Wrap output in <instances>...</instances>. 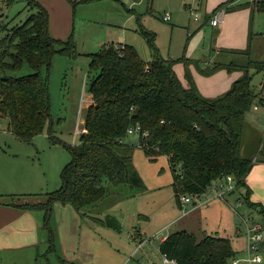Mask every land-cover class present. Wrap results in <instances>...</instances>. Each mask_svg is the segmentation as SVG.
Listing matches in <instances>:
<instances>
[{"label": "rangeland", "instance_id": "obj_1", "mask_svg": "<svg viewBox=\"0 0 264 264\" xmlns=\"http://www.w3.org/2000/svg\"><path fill=\"white\" fill-rule=\"evenodd\" d=\"M230 1H235V5L249 1V6L227 11L224 4ZM240 2L143 0L134 5L132 0H49L46 8L51 35L64 41L72 36L75 51L71 55L55 53L50 67L43 71V75L50 77V117L42 132L32 138H19L12 131L9 118L0 116V202L15 198H20L18 202H42L47 192L61 187L62 174L72 159L71 148L81 141L91 103V55L104 45L114 43L118 47L122 41L134 45L140 56L149 60L153 58V51L141 32L150 31L155 34L158 54L164 61L175 63L176 73L184 84H188L181 60L184 57L198 62L201 68L220 62L264 58V13L253 12L250 0ZM26 5V0H0V26L24 20L30 13ZM192 11L199 13L198 20L194 19ZM167 12L170 20L163 19ZM210 15H216L219 24L223 18L224 22L213 27L209 23ZM188 34L192 35L189 40ZM250 42L247 55L230 51L244 49ZM188 68L192 70L199 92L212 98L230 89L241 76L239 71L226 68L204 76L195 63ZM30 72L31 68L25 63L19 71L4 73L21 76ZM251 85L258 91L254 104L264 93V73H254ZM247 118L264 129L263 106L259 110L252 107ZM127 140L135 146L134 164L143 180V188L135 192L127 184L115 187L104 182L108 194L85 209L96 219L81 216L78 224L63 204L54 203L50 223L56 228L58 239L66 237L70 245L80 251L91 242L89 249L84 250L87 254L83 260L85 264H162L164 256L158 249L161 237L182 230L194 232L198 239L208 233L230 237L233 248L240 250L246 246L245 221L248 225L264 224V211L249 206L246 200L249 197L264 206V162H254L246 178L252 190L249 195L245 186H237L234 181V188L227 190L226 181L217 179L201 197L212 198L211 201L195 209L190 203L183 210L175 197L173 172L167 157L161 155L151 159L139 147L135 134ZM215 187L218 192L213 191ZM106 215L119 220L120 230L100 221H105ZM236 230L243 232L238 238ZM47 252L44 246L39 254L32 248L2 250L0 264L3 259L17 254H34L37 256L35 262L40 264H47V254L50 264H54L59 251ZM259 252L263 258L259 264H264V242Z\"/></svg>", "mask_w": 264, "mask_h": 264}, {"label": "trees", "instance_id": "obj_2", "mask_svg": "<svg viewBox=\"0 0 264 264\" xmlns=\"http://www.w3.org/2000/svg\"><path fill=\"white\" fill-rule=\"evenodd\" d=\"M26 1L30 13L24 20L0 26V116H7L14 134L23 139L42 132L50 117V77L43 71L50 67L55 53L71 55L75 51L72 36L66 41L51 36L48 10L36 0ZM250 4L253 12L264 13V0ZM141 34L153 51L152 59L142 58L131 44L120 49L109 43L91 55V103L81 141L71 148L72 159L62 174L61 187L47 192L42 202L10 203L44 213L48 252L57 248V233L50 223L54 203L69 204L80 216L94 218L85 209L108 194L104 182L115 187L127 184L135 192L143 188L134 164L135 146L127 140L128 128L136 124L149 133L139 135V147L153 160L167 157L180 205L181 195L203 194L214 180L227 175H232L237 186H245L247 195L252 191L246 178L254 161L240 159V143L243 123L258 95L251 80L254 73H264V58L201 68L184 57L185 86L175 63L158 54L155 34L144 30ZM250 45L230 51L247 55ZM25 63L32 72L21 76L4 73L19 71ZM193 63L204 76L222 68L239 71L241 76L230 89L209 98L195 84L188 68ZM256 162H264V144ZM246 200L249 206L264 211L261 202ZM159 250L176 264H231L240 254L230 237L206 234L198 239L186 230L169 234L159 243Z\"/></svg>", "mask_w": 264, "mask_h": 264}, {"label": "crops", "instance_id": "obj_3", "mask_svg": "<svg viewBox=\"0 0 264 264\" xmlns=\"http://www.w3.org/2000/svg\"><path fill=\"white\" fill-rule=\"evenodd\" d=\"M36 1L41 3L45 8L47 7V4L49 2V0H36ZM141 1H143V0H132V4H134V5L139 4V3H141ZM238 1L240 2L241 0H238ZM254 1L255 0H250V3L253 4ZM247 3H249V1L246 3L240 2V3L236 4L237 5L236 6L235 1H230V2H225L224 5L226 7L233 6V7H235L233 9H236V8H243L244 4H247ZM240 4L242 5V7H238ZM230 10H232V9H229L227 11H230ZM251 10H252V8H251ZM219 11H221V10H218V12ZM211 17H212V15H210V18ZM223 22H224V18H223V21L221 23H223ZM209 23L211 24L210 20H209ZM220 24L218 22V24L216 26H213V25L212 26L218 27ZM50 28H49V31H50ZM191 37H192V35L188 34L187 40H189ZM54 38L61 39L58 37H54ZM120 40H123V37H121ZM119 42L124 44L122 41H119ZM175 70H176V68H175ZM191 72H192V70H191ZM240 74H241V72H240ZM184 85L187 86V84H184ZM204 96L212 98L209 95H204ZM18 200H20V198H15L14 200L10 199L9 201L18 202ZM9 201L5 200V201L0 202V252L2 250L16 251V250L32 248L33 250L35 249V252L37 254H39L42 246H44L46 251H48L47 230L43 226L44 213L38 212V211L23 210L21 208L13 206L12 204H10L11 202H9ZM58 203L59 202H56V204H58ZM198 207H199V205H198ZM198 207H197V205L196 206L193 205L192 209H195ZM64 209L67 210V212L74 218V221L77 224H78V221L80 223L81 216L71 205H69V204L64 205ZM190 211H192V210H190ZM37 215H39L40 218H38ZM55 230H56V228H55ZM75 232H76V230H75ZM56 233H57V230H56ZM235 233H236L235 235L237 238L239 237V235H241L237 232V230ZM87 234H90L89 230H87ZM167 234L168 233L164 234L161 237L160 242L168 236ZM208 234H210V233H208ZM78 238H79V236H78ZM70 244L71 243L69 242L68 239H66V237H65V240H64V237H59V239H58V235H57L56 251L58 250L59 252L56 253V259L57 260H55L54 262L56 263L57 261H59V262H57L58 264H85L83 262V260L85 259L87 254L84 250L89 249L91 242H87L81 251L75 250L74 246H71ZM92 244L93 245L95 244L94 239L92 240ZM158 249H159V245H158ZM244 249H245L244 247L242 249H240L239 255L244 254ZM159 252H160V250H159ZM46 256H47V264H50L51 261H50L47 254H46ZM36 257L37 256L34 254L32 256H30V255L22 256L20 254H17L15 256L11 257L10 259H6V260L3 259L2 264H40L38 262H35ZM162 264H163V262H162ZM256 264H259V263H256Z\"/></svg>", "mask_w": 264, "mask_h": 264}, {"label": "built area", "instance_id": "obj_4", "mask_svg": "<svg viewBox=\"0 0 264 264\" xmlns=\"http://www.w3.org/2000/svg\"><path fill=\"white\" fill-rule=\"evenodd\" d=\"M255 1H259V0H255ZM192 15L194 17L195 20L199 19V13L198 12H193L192 11ZM171 16L170 13H165L163 16L164 20H170ZM210 22L211 25L216 26L218 24V18L216 15L212 16L210 18ZM124 47V45H118V48L122 49ZM261 106L264 107V93L261 94L259 100H257V102H255L252 107L254 110H259L261 109ZM264 132V129H263ZM127 134L128 136H131L133 134L137 135L139 137L140 134L147 136L149 133L148 131H141L140 129V125L136 124L134 127H130L127 130ZM264 143V140L262 142V145ZM262 147V146H261ZM261 149V148H260ZM260 151V150H259ZM258 151V152H259ZM257 160V154L254 157L253 161L256 162ZM222 180H225L227 185V190L233 189L234 188V179L232 177V175H227L225 177L221 178ZM224 185H220V188H222ZM218 188H213L214 192H218L217 190ZM202 195H206V192L203 194H197V193H193V194H184L180 196V203L181 206L183 208V210H185V207L187 206V204L193 203V205H200L202 203L208 202L209 200H211L212 198H206V199H202ZM218 195V194H217ZM220 196H223V194H220ZM246 223V246L244 249V254L242 255H238L236 257H234L231 260V264H254V263H261L263 261L262 258V254H260V244L262 242H264V224H262L261 222H254L251 225H248L247 222ZM239 234H242L243 232L241 230L237 231ZM164 256V255H163ZM150 264H156L154 262H151ZM163 264H176L175 260H171L169 258H167L166 256H164L163 259Z\"/></svg>", "mask_w": 264, "mask_h": 264}, {"label": "water", "instance_id": "obj_5", "mask_svg": "<svg viewBox=\"0 0 264 264\" xmlns=\"http://www.w3.org/2000/svg\"><path fill=\"white\" fill-rule=\"evenodd\" d=\"M264 140V132L257 125L253 124L249 119L243 123L241 143H240V159L253 160L262 146ZM107 226L120 230L121 224L119 220L111 215L105 216Z\"/></svg>", "mask_w": 264, "mask_h": 264}]
</instances>
